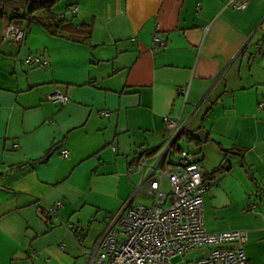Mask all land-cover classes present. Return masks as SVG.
<instances>
[{
  "label": "crops",
  "instance_id": "1",
  "mask_svg": "<svg viewBox=\"0 0 264 264\" xmlns=\"http://www.w3.org/2000/svg\"><path fill=\"white\" fill-rule=\"evenodd\" d=\"M236 2L245 7L228 0H59L52 13L88 25L87 41L32 23L14 42L5 36L8 25L27 23L5 11L0 264H86L67 225L90 249L124 201L151 203L150 194L136 191V158L162 147L166 116L179 117L199 141L192 142L210 182L205 229L245 230L248 260L264 264V111L257 107L264 99V0ZM28 55L47 64H24ZM54 89L68 96L65 104L46 99ZM58 201L56 214L47 215ZM189 253L195 260L202 251Z\"/></svg>",
  "mask_w": 264,
  "mask_h": 264
},
{
  "label": "built area",
  "instance_id": "2",
  "mask_svg": "<svg viewBox=\"0 0 264 264\" xmlns=\"http://www.w3.org/2000/svg\"><path fill=\"white\" fill-rule=\"evenodd\" d=\"M228 5L242 9L245 2L228 0ZM76 10L73 7V12ZM5 36L21 42L24 29L11 23ZM153 40L157 41L155 37ZM23 62L47 64L45 58L33 55L25 57ZM46 99L65 104L68 96L54 89ZM257 107L264 111V99L257 102ZM164 121L167 132L162 147L151 158H148L149 151L142 152L137 160L140 181L136 191L150 194L151 203L124 201L115 213L106 217L104 228L90 249L81 245L82 236L77 234L76 227L67 225L80 245L86 264H173V258L185 256L194 249H201L202 254L193 264H253L244 249L245 230L208 232L205 229L202 202L210 182L204 178L202 165L193 153L181 150L176 159L170 158L173 142L182 127L179 117L166 116ZM60 155L66 157L67 151L62 150ZM164 179L168 188H163ZM61 206L59 201L49 206L47 215H55Z\"/></svg>",
  "mask_w": 264,
  "mask_h": 264
},
{
  "label": "trees",
  "instance_id": "3",
  "mask_svg": "<svg viewBox=\"0 0 264 264\" xmlns=\"http://www.w3.org/2000/svg\"><path fill=\"white\" fill-rule=\"evenodd\" d=\"M58 1L59 0H0V19L4 17L5 11L7 10L9 12L10 20H24L27 23V26L23 27V39L25 38V31L28 26L32 23H35L44 27V29H46L51 35L87 41L90 34V27L88 25H74L67 22L64 18L56 17L52 13V7ZM181 136H185L187 140L198 142L197 145L199 144V141L194 137L193 132L182 129L173 142V150L171 152V155H169L170 158H173V160L177 158L181 150H184L178 145V140ZM150 152L151 150L149 151V153ZM197 152L198 153H191H193L197 158V155L200 153V149ZM140 154L137 156V160ZM197 161H199L198 158ZM222 170L223 168L221 167L217 168L212 172V174L216 175ZM49 217L51 216H48L47 218Z\"/></svg>",
  "mask_w": 264,
  "mask_h": 264
},
{
  "label": "rangeland",
  "instance_id": "4",
  "mask_svg": "<svg viewBox=\"0 0 264 264\" xmlns=\"http://www.w3.org/2000/svg\"><path fill=\"white\" fill-rule=\"evenodd\" d=\"M178 145L180 148L189 151V152H195L198 147L190 140H187L185 136H181L178 140ZM194 256L191 253H187L185 256H177L172 259L173 264H192L191 259H193Z\"/></svg>",
  "mask_w": 264,
  "mask_h": 264
}]
</instances>
